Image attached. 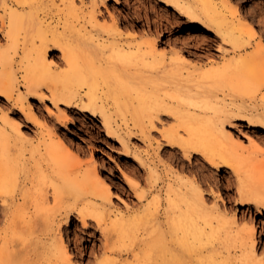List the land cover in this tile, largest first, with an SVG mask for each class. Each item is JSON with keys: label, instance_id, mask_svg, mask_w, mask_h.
Returning <instances> with one entry per match:
<instances>
[{"label": "bare ground", "instance_id": "bare-ground-1", "mask_svg": "<svg viewBox=\"0 0 264 264\" xmlns=\"http://www.w3.org/2000/svg\"><path fill=\"white\" fill-rule=\"evenodd\" d=\"M45 1L0 0V31L7 38L6 49L20 54V61L27 71L23 76L24 92L16 91L19 80L13 71L0 72V111L9 108L17 116L2 117L5 122L0 121L3 132L10 127L13 135L26 141L18 111L26 112L27 120L38 125L41 135L53 129L45 119L36 115L34 107L27 101L30 96L38 97L45 104L50 100L57 107L61 104L74 106L99 118L109 137L122 143L125 153L132 156V165L147 173L146 179L152 190L158 188L161 172L150 151L154 150L160 163L166 164L168 151L165 148L170 146L191 160L199 154L203 161L218 170L230 167L239 179L240 205H248L249 210L255 205L259 212L264 209V133L258 136L263 142L253 144V151L240 160L236 150L244 145L227 129L240 121L252 131L259 127L264 129V43L257 36L261 25L257 28L252 19L243 20L240 7L234 5V0H151L154 7H160V15L166 13L165 16L169 17V11L174 8L172 20L179 27L176 31L180 33V46L169 55L167 51L158 50L160 40L150 31L141 37L138 31L125 34L121 16L111 11L106 16L100 9L99 2L108 8L107 0H92L84 7L76 5V0H60L72 12L78 11L72 20L66 15L59 16L58 20L52 16L49 20L51 16L47 15L49 7ZM51 2L55 3L54 0ZM115 2L120 3V0ZM157 17V28L169 27L168 21L163 22V15ZM191 41L196 42L197 48L206 50L201 55L204 60L201 64L196 61L197 53L189 49ZM211 41H220L217 50H213ZM56 51H60V61L54 59ZM1 52L0 58L4 57ZM99 85L104 90L101 94L96 90ZM132 92L146 105V119L134 123L119 122L105 104L104 94L128 99ZM63 117L66 116L56 114L60 121H64ZM163 117L165 120L174 118L175 123L159 127L158 122ZM156 131L161 134V139L153 137ZM5 136L8 139L7 134ZM132 137L143 139L147 151L131 145ZM69 144L61 138L58 143L44 144L40 157L47 159V167L35 169L41 177L36 180L38 183L29 178L24 180L22 187L21 182L10 179L16 176V168L26 170L29 147L27 144H0V221L7 222L6 227L14 224L15 228L19 217L22 220L17 222L22 223L16 224L17 227L24 224L21 225L23 229L18 227L21 230L20 236L17 235L22 246H14L20 249L18 254L15 253L17 264H70L72 253L68 240L62 234L61 223L54 224L53 221L61 215L59 220L68 224L75 214L85 228L91 226L90 220L95 221L106 238L95 255L94 264H109L111 261L117 264L115 257L106 256L113 252V232L122 239L127 236L131 222L138 225L142 220V215L129 207L116 212L111 221L97 212L112 205V187L104 181L88 179L92 169L79 170L75 162L62 165L68 156H79ZM230 146L234 151H227ZM33 149L30 152L34 155L36 150L32 152ZM51 166L53 175L50 176L45 171ZM172 167L168 171L173 181L168 183L170 186L164 193L168 202L170 246L162 243L170 255V264H197L196 261L200 264H264L258 258L260 240L253 220L249 225H240V221L246 218L245 212L227 217L223 207L224 210L218 205L208 206L198 177L190 176L184 165L182 168ZM15 169L16 173L13 172ZM11 173L14 176L9 178ZM139 183L133 182L132 186L141 207L148 193ZM159 190L154 202L160 205L162 189ZM65 192L77 197L70 205L66 204ZM51 196L58 213L51 220H45L49 232L41 230L40 220H34V214L26 215L22 210L19 211L22 215L16 213L18 199L22 198L21 208L24 210L27 207L47 210L52 207H49ZM234 244L233 251L230 245ZM30 245L33 248L29 249ZM2 246L0 244V248ZM149 253L140 249L132 254L134 262L122 264H146ZM261 253L259 250V255ZM9 254L12 257L13 254ZM192 254L197 258L192 259ZM3 255L5 261L8 254ZM90 264L93 263L90 261Z\"/></svg>", "mask_w": 264, "mask_h": 264}, {"label": "rangeland", "instance_id": "rangeland-1", "mask_svg": "<svg viewBox=\"0 0 264 264\" xmlns=\"http://www.w3.org/2000/svg\"><path fill=\"white\" fill-rule=\"evenodd\" d=\"M91 1L92 0H85V1L76 0V5L78 6L80 5L84 7L86 5H90ZM140 1L141 0H137V1L120 0V3H116L115 0H107L108 8L104 7L100 2L98 5L100 6V9L103 11V13H105L106 16H109L110 11L114 12L115 14L118 13L117 15L119 17L121 16L120 21H122L121 23L124 27L125 34L130 33L132 31H136V32L138 31L137 33L139 34V37H141L142 35L150 31V33H153L154 35L156 34L158 39L160 40L158 50L160 52L167 51L169 55L173 54L175 47L180 46L178 40L180 33L176 31L178 30L179 27L176 26V24L173 23L172 20L173 17L172 12L174 11L173 10L174 8H172L169 11V17L165 16L167 15L166 13L165 15L162 14L163 17H166L167 19L166 20L165 18L162 17V15L159 14L161 13L160 7L157 6L154 7V4L151 0L148 1L142 0L141 2L143 5L141 4ZM54 2L55 3L53 4L51 0L45 1V5H48L49 7L48 9L46 8L47 10H49L47 15L49 17L51 16L49 20L52 18V16L54 17L53 19L58 20L59 16H64V15H66L67 17H69L70 20H72L75 18V16L78 15V11L72 12L70 8L65 6V4H63L60 0H54ZM234 5L240 7L239 13H240V17L243 20L248 21L249 19L250 20L252 19L251 21H253L256 24L257 28L261 25V27L258 28L257 36L258 39L261 38L264 43V0H236V1L234 0ZM248 7L252 11H250ZM247 10L248 12L250 11L252 14H250V12L248 13ZM79 11H81V9ZM44 12L46 13V11ZM156 12H158L157 14L159 15H157ZM245 12H247L248 14H246ZM80 13L82 14V12ZM156 17L157 19L159 17H162L163 22L165 24L168 21L167 24H169V27H166L165 25L162 28H157L155 25ZM136 20L138 22H135ZM108 21L111 22V19L109 18ZM170 23L173 24L174 26L171 25ZM186 27L187 26H185L184 28L185 31L187 29ZM0 28H1V22H0ZM261 28L263 29V31ZM185 31L184 33H186ZM126 39L128 41L131 40V38H126ZM185 39L186 41L189 40L188 38ZM191 42L190 45L192 44V46L189 49L197 53L196 61L198 64H201V62L204 61L203 59H201V55L205 54L206 50L203 48H197L194 45V43H196L195 41H191ZM211 43L214 44L215 46V47L213 46V50H217L220 41L219 42L211 41ZM0 44H1L0 51H2L1 53L4 52L3 53L4 57L0 58V72L4 70L13 71L14 74L18 76V80H19V83L16 86L17 88L16 91L24 92L25 87L23 84V76L27 72L25 68V64L20 61L21 59L20 54L15 53V51L13 50L7 51L6 49L7 38L1 33V31H0ZM250 49H252V47ZM54 53L52 54V57ZM55 55L56 57L54 56V59L60 61L61 60L60 51H56ZM98 87L100 88H97L96 86V90L98 91V93L100 94L103 93L104 90L101 87V85H99ZM87 89L88 88L84 89L83 92L85 93L86 92L85 90ZM104 96L105 98L103 100L105 104L109 106L108 108L113 114V118L118 119L119 122L129 121L130 123H134L135 121L141 122V120L146 119V116L144 117V113L146 112V105L136 97L135 92L130 93L128 95V99L124 97H120V95L111 94L108 97H106L107 95L104 94ZM27 101L31 103V105L34 107V111L36 115L45 119L49 127H52L53 129H51V131L47 132L45 135H41V133H39L40 128H38V125H36V123L34 122L27 120L25 115L26 112L18 111V118L20 117L23 131H25V134L27 136L26 141L23 142L20 141L18 137L13 135L12 128L7 127L6 132H3L2 125L0 124V144H27V146L29 147V149H27L26 152V157L28 162L26 170L16 168L17 169L16 176L18 178L12 175L13 172L16 173V169L11 174H9L8 177L12 178V176H14L13 178L15 179L12 178L10 180L13 182L14 180L21 182L20 187H22L24 180H28L29 178L30 179L32 178L34 182L38 183V181L36 180H39L41 177L37 175L38 170L35 169L47 167V163H46L47 159H43L40 157V152H42L44 144H49L50 142L58 143V140L60 138L65 140L68 144L70 143L69 145H71L78 152L79 156L78 158H74L71 155L68 156L65 160L62 161V165L67 166L75 162L78 163V165L76 166H78L77 168L79 170L83 171L85 169H92L90 172V176H88V179L90 180L94 179V181H104L105 183H109L112 187L113 190L112 205L105 210L102 209V210H98L97 212L102 214L107 219V221L114 220L116 212H118L119 210H126L128 207L135 211H138L139 214L142 215V220L139 222L138 225L136 222L130 223V227L128 228V234L127 236L125 235L126 237L124 236L122 239H120L115 232H113L114 234L112 233L113 239H111L112 240L111 247L113 249V252L111 254H107L106 256L107 257L111 256L112 258L115 257L114 259L117 260V264H122L125 261L134 262L133 261L134 257L132 254L140 249L148 250L150 252L148 254V258L150 259L147 258L145 261L148 264L149 263L170 264V255L168 252L164 250V245H162V243H165V245L167 244V246L169 247L170 246L169 241L171 237L170 221L167 210L168 202L166 198H164L165 197L164 193L166 191V188L170 186L171 184L170 182L173 181L171 173H169L168 171V169H170V166L176 168L179 167L182 168L183 165L185 166L190 176L196 175L199 181L202 183L205 190V197L208 206L218 205V207L221 210L226 209L224 210V212H225V216L227 217H231L234 213L240 216L244 214L243 212H245L246 218L240 221V225H244V224L249 225L253 220V223L256 225L258 240H260L258 244V258L260 261H264V257H263L264 256V209H262L261 212H259L255 205H252L250 210L248 205H240V203L238 202L239 195L237 192V185L239 179L237 174H235V172L230 167L224 166L222 170H218L210 166L209 163H207L206 161H203L201 155L199 156V154H195L196 157H194L191 160L188 157L184 156L183 153L175 152L177 148H172L170 146H166L167 149L165 148V150L168 151L165 156L167 162L166 164H161L160 161L158 160L159 157L157 156L155 151L151 150L150 155L156 161L157 166H159L158 169L161 172L160 184L157 189L152 190L151 187H149L150 185L148 183V180L146 179L147 173L144 170L141 171L136 169L132 165L133 164L132 156L127 155L125 153L122 143L109 137L108 132L101 124L99 118L92 115L91 113L83 112L74 106L69 107L66 104H61L59 107H57L50 100H46L45 101L46 104H45L38 97L30 96ZM56 114L57 115L61 114L62 116H66L63 117L64 121L58 120L56 118ZM5 115L8 118L17 117L10 111L9 108H5L4 111H0V121L3 123L5 122L2 117ZM50 116H52V119L49 118ZM162 121L158 122L159 127H169L170 125L175 123L174 118H166L165 120V117H163ZM237 123L238 125L228 126L227 129L228 131L232 132V134L235 136V139L243 143L244 148L241 149L239 148L236 150V152L240 160L241 159L244 160V158H246L253 151L255 147V145L253 144H258L260 142L261 143L263 142L261 141V138L258 136H261V133H264V129L259 127L255 129L253 128V130L255 131H252L251 128L245 126L246 123L244 121H240ZM5 134H7L8 139L6 138ZM153 137L155 139H161V134L156 131L153 133ZM16 139H18L20 143L18 140L16 141ZM251 140L253 143L251 142ZM130 144L133 146H137L139 149L144 151H147L148 149L146 142L143 141V139H141L140 137H132V139L130 140ZM32 148H34L32 152L36 150L34 155L30 152V149ZM225 148L224 150L228 149L227 151L230 152L232 150L234 151V148H232V146L228 147L227 149ZM172 153L173 154L176 153L177 157L176 155L173 157ZM169 154L170 155L172 154L171 157ZM52 170L53 169L51 166V168L46 169L45 172L46 174L51 176V174L53 175ZM34 171H36V173ZM34 174H36L35 176H37V179H35ZM50 176L48 177L50 178ZM85 181L87 182V178L85 179ZM138 181L140 182L139 184H141L140 185L141 188H145L148 193L147 198H145V200L142 201L141 207H140V201H138V197L135 195V192L133 190L134 188L132 186L133 182L137 183ZM168 183L170 184L168 185ZM159 188L162 189L161 191L162 195L160 196L161 198L160 205L154 202V199L160 193ZM66 192H65L66 195L65 201H67V203L66 202L65 203L70 205L77 199V197H75V194H72L70 192L66 194ZM50 198H51L50 200L51 202L49 204V207L52 205L53 209L52 207H50L47 208V210L46 209L35 210L33 207L32 208L27 207L26 210H24L21 208L22 207L21 204L23 201L22 198L18 199L16 200V204H15V207L18 206L17 207L18 210L16 209L17 210L16 213L22 210L23 212L26 213V215L34 214V218L36 217V219L34 220H37L38 218V220L42 222V223L40 221L38 222V225L40 223L41 230L44 229L45 232H49L50 230L46 228L48 222H45V220H47V218L48 220H51V218L56 213H58V211H56V209H54L53 206L54 204L53 197L51 196ZM0 205H2L1 202ZM1 207L2 206H0V209ZM18 214L22 215L23 213L19 212ZM76 215L77 214L72 216V219L68 224L67 223L65 224L63 221L61 222L59 220V217H61V215H59L57 220L53 221V223L54 224L61 223L62 234L68 240L67 242L70 246L69 247L70 252L72 253L70 264H90V261L94 264L95 255L98 253L99 247L106 240V238L101 233V229L97 226V223L95 221L90 220L91 226L85 228L81 225ZM247 217H249V219ZM18 218L17 221L21 219ZM17 221L15 223V228H14V224L11 227H6L7 222H5L4 220L0 221L1 222L0 244L3 245L2 248H0V264L1 263L4 264V262L5 264L18 263L16 259L17 256L15 255V253L18 254L20 249L18 250V247L17 249H15V247L16 245H19V247L22 246V244L21 245L19 244L20 242L18 243L20 238L18 237L17 240V235L20 236V234L18 233H20L21 229L20 230L18 229L20 227L23 229L22 226L24 224H20V227L18 226L19 227L18 228L17 225H19V223L22 222L18 223ZM45 223H47L46 226L44 225ZM38 225L35 226L36 229H39V227L37 228ZM25 233L27 235V232ZM15 235H16V239L14 238ZM180 235L181 233L178 234V236ZM14 240L16 241V243ZM87 244L88 247L85 246ZM230 246L231 249L234 251V249L236 248L235 244ZM30 247L33 248L30 245L29 249ZM11 248L15 252H13ZM259 250L260 253L263 251L260 255H259ZM9 252L13 254L12 257H10L11 254H9ZM6 253L8 254L6 256L7 262L6 260L4 261L3 260L4 257L1 256L3 254L6 255ZM191 256L192 259L197 258L196 255L194 254H192ZM13 257L14 259L11 260ZM196 262L197 264H200L198 261ZM109 264H112V261ZM187 264H191V263L189 262Z\"/></svg>", "mask_w": 264, "mask_h": 264}]
</instances>
